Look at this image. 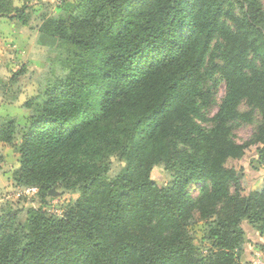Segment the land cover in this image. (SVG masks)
I'll return each instance as SVG.
<instances>
[{
  "label": "trees",
  "instance_id": "16d2710c",
  "mask_svg": "<svg viewBox=\"0 0 264 264\" xmlns=\"http://www.w3.org/2000/svg\"><path fill=\"white\" fill-rule=\"evenodd\" d=\"M66 7L40 28L56 44L37 94L22 105L31 115L6 118L0 141H17L19 186L45 197L59 184L78 198L60 217L40 209L24 223L10 211L0 217V264H238L244 223L264 232V188L242 194L225 166L256 146L264 168L260 0ZM0 17L28 23L21 9L0 6ZM219 81L224 94L206 119ZM255 118L247 142L230 139ZM112 158L123 167L108 179ZM157 165L170 178L164 186L151 178ZM194 217L206 221L205 255L188 235Z\"/></svg>",
  "mask_w": 264,
  "mask_h": 264
},
{
  "label": "rangeland",
  "instance_id": "374dc122",
  "mask_svg": "<svg viewBox=\"0 0 264 264\" xmlns=\"http://www.w3.org/2000/svg\"><path fill=\"white\" fill-rule=\"evenodd\" d=\"M81 0H0L5 11L8 8L21 9L28 14V23L23 25L17 18L0 17V125L8 117H15L24 123L31 112L22 105L37 94L41 77L48 69V59L53 56L56 39L41 30L42 22L50 18H62L69 12L66 6L78 4ZM264 10V0H260ZM14 15V13H12ZM214 78L218 79L217 75ZM224 83L219 81L213 94V104L206 115L210 118L218 108L224 94ZM243 110V108H241ZM202 127L209 123L197 120ZM258 122L234 127L230 139L237 143L247 142ZM17 141L10 144L0 141V217L11 212L18 215V222L24 223L26 213L40 209L45 215L60 217L68 204L78 198V189H64L57 184L51 190L55 194L39 195L36 186L22 187L16 183L19 174ZM256 146L245 149L238 160L229 159L225 166L234 169L240 177L242 194L261 192L264 188V168L257 163ZM122 162L110 159L108 179L114 178L122 169ZM151 178L159 185L170 180L162 165L151 172ZM194 195V194H193ZM194 197V196H193ZM206 221L194 217L187 226L188 235L198 254L205 255L211 249L205 239ZM245 243L239 255L238 264H264V232L254 230L244 223Z\"/></svg>",
  "mask_w": 264,
  "mask_h": 264
},
{
  "label": "water",
  "instance_id": "95a60500",
  "mask_svg": "<svg viewBox=\"0 0 264 264\" xmlns=\"http://www.w3.org/2000/svg\"><path fill=\"white\" fill-rule=\"evenodd\" d=\"M49 194H50V195L55 194V193H54V190H51V191L49 192Z\"/></svg>",
  "mask_w": 264,
  "mask_h": 264
}]
</instances>
